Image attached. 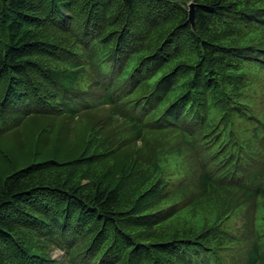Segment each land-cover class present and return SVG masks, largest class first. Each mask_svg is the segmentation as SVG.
Here are the masks:
<instances>
[{"label": "trees", "instance_id": "trees-1", "mask_svg": "<svg viewBox=\"0 0 264 264\" xmlns=\"http://www.w3.org/2000/svg\"><path fill=\"white\" fill-rule=\"evenodd\" d=\"M0 264H264V0H0Z\"/></svg>", "mask_w": 264, "mask_h": 264}, {"label": "water", "instance_id": "water-1", "mask_svg": "<svg viewBox=\"0 0 264 264\" xmlns=\"http://www.w3.org/2000/svg\"><path fill=\"white\" fill-rule=\"evenodd\" d=\"M196 6L197 3L195 1H190L188 3V21L195 26V18H196Z\"/></svg>", "mask_w": 264, "mask_h": 264}, {"label": "rangeland", "instance_id": "rangeland-1", "mask_svg": "<svg viewBox=\"0 0 264 264\" xmlns=\"http://www.w3.org/2000/svg\"><path fill=\"white\" fill-rule=\"evenodd\" d=\"M63 252H62V250H60V249H55V250H52L51 251V255L54 257V258H56V259H60V258H62V256H63Z\"/></svg>", "mask_w": 264, "mask_h": 264}]
</instances>
